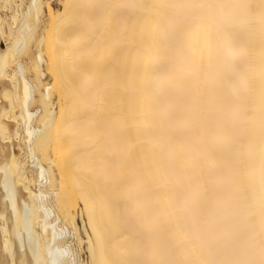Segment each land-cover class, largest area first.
I'll list each match as a JSON object with an SVG mask.
<instances>
[{"label":"bare ground","instance_id":"6f19581e","mask_svg":"<svg viewBox=\"0 0 264 264\" xmlns=\"http://www.w3.org/2000/svg\"><path fill=\"white\" fill-rule=\"evenodd\" d=\"M8 1L0 264H264V0Z\"/></svg>","mask_w":264,"mask_h":264},{"label":"rangeland","instance_id":"374dc122","mask_svg":"<svg viewBox=\"0 0 264 264\" xmlns=\"http://www.w3.org/2000/svg\"><path fill=\"white\" fill-rule=\"evenodd\" d=\"M8 3L11 4V0H9ZM27 169H28V173L29 174H33V171L32 170H30L29 168H27Z\"/></svg>","mask_w":264,"mask_h":264}]
</instances>
